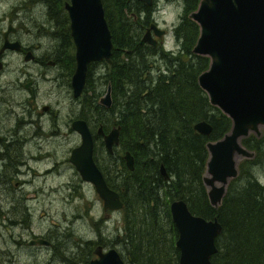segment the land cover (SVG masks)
<instances>
[{
    "label": "trees",
    "instance_id": "obj_1",
    "mask_svg": "<svg viewBox=\"0 0 264 264\" xmlns=\"http://www.w3.org/2000/svg\"><path fill=\"white\" fill-rule=\"evenodd\" d=\"M181 1V18L174 28L177 51L153 53L137 42L150 8L139 2L131 7L129 0H101L112 44V62L105 63L108 72L104 81L110 86L111 105L107 109L98 104V91L89 80V71L87 115L92 122L101 121L104 132L108 120L91 118L101 115L98 110L115 115L112 126H119L117 146L121 152L130 153L133 169L128 170L118 154L122 169L116 182L118 170L110 176L94 155L93 159L107 186L121 195V233L131 245L126 252L129 264H177L176 229L169 210V203L175 199L183 200L191 214L204 219L215 217L220 223L221 232L214 240L217 250L210 264H258V241L264 237V202L260 198L264 187L253 170L245 172L241 169L243 161L238 164L239 173L228 183L217 208L208 204L201 182L207 156L205 143L227 132L230 121L208 103L197 85V75L206 69L208 59L191 52L198 27L187 15L198 0ZM133 9L141 17L134 23L130 15ZM153 54L166 68L155 78L149 76ZM201 120L211 126L207 135L192 128ZM241 144L255 151L256 157L264 151V135L256 138L250 134L241 139ZM255 157L248 163L254 164ZM160 164L169 179L159 173ZM242 174H246L243 182L232 187ZM227 241L233 249H227ZM242 252L247 255L239 254Z\"/></svg>",
    "mask_w": 264,
    "mask_h": 264
},
{
    "label": "water",
    "instance_id": "obj_2",
    "mask_svg": "<svg viewBox=\"0 0 264 264\" xmlns=\"http://www.w3.org/2000/svg\"><path fill=\"white\" fill-rule=\"evenodd\" d=\"M138 1L146 5L151 2ZM64 8L74 45L75 66L70 84L72 96L77 97L85 82L87 65L100 60L110 63L112 44L101 0H68ZM188 18L198 27L191 52L208 59L206 69L197 75V85L206 94L208 103L230 121L227 132L205 143L207 156L201 182L208 204L217 208L228 183L239 173L238 164L254 156V151L242 145L241 139L250 134L256 138L264 135V0H198ZM150 30L160 36L157 26L150 24L139 44H153ZM98 104L105 108L111 105L109 85L98 98ZM71 128L78 134L79 143L69 151L68 162L80 180L92 186L103 210L121 209L117 192L107 186L95 164L93 140L86 122L75 119ZM192 128L203 135L211 130L205 120L197 121ZM95 133L101 135L105 151L112 154L118 145L119 126H111L105 133L99 124ZM122 159L131 171L130 153L124 151ZM158 171L166 178L162 164ZM169 208L176 229L177 264H210V257L217 250L214 240L221 232L220 223L215 217L204 219L191 214L181 199L172 200ZM48 244L40 237L26 242L28 246ZM92 253L96 258L90 264H124L113 248L102 251L96 245Z\"/></svg>",
    "mask_w": 264,
    "mask_h": 264
},
{
    "label": "rangeland",
    "instance_id": "obj_3",
    "mask_svg": "<svg viewBox=\"0 0 264 264\" xmlns=\"http://www.w3.org/2000/svg\"><path fill=\"white\" fill-rule=\"evenodd\" d=\"M18 1L0 0V19L5 17L3 24L9 16V6ZM152 13L160 28L167 30L160 50L176 52L179 41L173 38L171 28L179 23L182 1L157 0ZM131 21L134 23L135 19ZM141 30L139 28L140 33ZM68 54H72V50ZM152 61L154 63L150 65L149 76L155 78L159 71L163 73L166 68L160 58L155 57ZM98 68L105 71V79L98 78ZM106 72L108 69L105 63L90 69V78L94 77L93 81L96 80L97 99L104 92ZM54 91L55 99L62 100L63 103L60 112L56 113L55 125L59 126V132L55 140H48V144L41 147H30L28 152L25 146V165L30 169L21 167L22 174L7 179L0 185V264H88L93 257L92 249L96 245L104 250L115 249L125 264H129L126 254L128 240H123L126 245L120 242L122 210H103L92 186L80 180L73 166L67 161L69 147L77 145L79 138L73 132L68 142L62 133L65 131L68 116L75 110L68 111L70 99L65 90L56 87ZM88 94L87 89V96ZM103 115L99 120H108V130L116 117L109 113ZM84 120L94 136L93 155L97 163L111 176L115 169H122L118 156L122 154L120 147L115 146L113 153L108 154L101 136L95 133L101 121L92 122L87 113ZM254 157L255 155L251 159H242L241 169L245 172L253 170L257 182L264 187V151L255 157L254 164L248 163ZM120 173L116 175V182ZM245 175L242 174L232 187L243 182ZM36 237L49 241V245H26L29 239Z\"/></svg>",
    "mask_w": 264,
    "mask_h": 264
},
{
    "label": "flooded vegetation",
    "instance_id": "obj_4",
    "mask_svg": "<svg viewBox=\"0 0 264 264\" xmlns=\"http://www.w3.org/2000/svg\"><path fill=\"white\" fill-rule=\"evenodd\" d=\"M156 1L151 0L150 4L146 5L138 0H129L131 7L139 2L146 8H150L147 20H144L141 33L139 32L138 41L150 24H154L161 31L160 36H156L152 30L149 31L153 44H140L148 47V50L153 53L160 51L162 38L167 34V30L160 28L152 15ZM66 2L68 0H19L9 6V16L6 17L7 21L4 24L2 20L5 17L0 19V185L7 179L22 174L21 167L26 166L23 149L27 148L28 152L30 147H41L47 145L48 140H55L59 132V126L55 125L56 113L63 107L62 100L55 99L54 88L56 87L65 90L69 96L68 111L75 110L68 116L65 131L62 133L63 138L66 136L67 141H70V135L74 132L71 122L75 119L84 120L87 113L89 71L97 65L106 63L100 60L87 65L83 87L79 95L73 97L70 79L75 66L74 45L69 33V19L64 8ZM139 14L140 12H137L136 15L133 9L130 12L131 19L141 20ZM179 16L181 18V15ZM176 26L171 28V33L178 42L174 35ZM69 50H72V54H68ZM97 73L99 79H105V71L98 68ZM93 78L89 75L91 84L96 86V80L93 81ZM107 85H109L108 82L105 84L104 91ZM98 113L101 114L99 117L91 119L98 120L104 116L102 110H98ZM75 134L78 136L77 133ZM91 136L94 143L92 133ZM71 149L70 146L69 151ZM123 152L120 151L122 154ZM27 169L30 167L26 166ZM117 170L121 171L120 168ZM169 178L168 176L167 179ZM260 198L264 202V192ZM125 238L123 237L120 241L123 245H126L123 242ZM227 244L228 250L233 249L231 242ZM128 246L131 248L130 244ZM257 249L256 257L260 259L258 264H264L263 236L258 241ZM101 250L106 251L102 247ZM91 255L93 257L89 259L88 264L96 258L92 252ZM242 256L245 257L246 252H242ZM121 259L125 264L124 259L122 257Z\"/></svg>",
    "mask_w": 264,
    "mask_h": 264
},
{
    "label": "bare ground",
    "instance_id": "obj_5",
    "mask_svg": "<svg viewBox=\"0 0 264 264\" xmlns=\"http://www.w3.org/2000/svg\"><path fill=\"white\" fill-rule=\"evenodd\" d=\"M176 4H177V3H176ZM110 55H111V52H110ZM155 57H158V58H159V56H155ZM155 57H151V60L154 59ZM109 107H110V106H109ZM109 107H108V108H109ZM108 108H107V109H108ZM165 174H166V172H165ZM167 178H168V175L166 174V179H167ZM113 190H114V189H113ZM116 192H117V191H116ZM117 194H118V197H119L120 201L122 202V207H123V201H122V199H121V195H120L118 192H117ZM261 194H262V193H261ZM261 194H260V195H261ZM260 215H261V214H260ZM82 221H83V220H82ZM85 224H86V223H85Z\"/></svg>",
    "mask_w": 264,
    "mask_h": 264
}]
</instances>
